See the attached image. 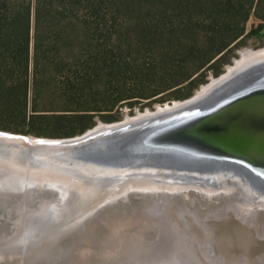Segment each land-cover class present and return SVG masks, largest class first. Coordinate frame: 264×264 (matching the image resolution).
Instances as JSON below:
<instances>
[{
	"label": "water",
	"instance_id": "95a60500",
	"mask_svg": "<svg viewBox=\"0 0 264 264\" xmlns=\"http://www.w3.org/2000/svg\"><path fill=\"white\" fill-rule=\"evenodd\" d=\"M237 65L196 98L79 136L0 130V260L56 264L82 252L85 227L104 206L123 217L134 202L177 200L162 189H128L137 182L190 186L202 199L197 187L231 183L237 199L264 210V52Z\"/></svg>",
	"mask_w": 264,
	"mask_h": 264
},
{
	"label": "trees",
	"instance_id": "16d2710c",
	"mask_svg": "<svg viewBox=\"0 0 264 264\" xmlns=\"http://www.w3.org/2000/svg\"><path fill=\"white\" fill-rule=\"evenodd\" d=\"M177 1L181 29L140 36L148 60L114 46L111 0H0V130L70 138L117 121L120 104L188 99L246 37L264 38V0Z\"/></svg>",
	"mask_w": 264,
	"mask_h": 264
},
{
	"label": "rangeland",
	"instance_id": "374dc122",
	"mask_svg": "<svg viewBox=\"0 0 264 264\" xmlns=\"http://www.w3.org/2000/svg\"><path fill=\"white\" fill-rule=\"evenodd\" d=\"M110 3L113 7L111 11H107L108 21L114 30L113 44L117 49L122 48L128 53L133 51L150 60L154 51L151 45L143 46L144 43L140 36L144 30L147 27L162 26L163 28L165 20L166 27L171 25L172 20L174 27L181 29L182 17L178 16L185 10L180 8L177 0H111ZM258 23L259 21L254 17L251 18L247 24V32ZM244 40L245 43L236 47L218 67L221 71L219 76L234 65L235 61L241 57L243 50L264 48V38L246 37ZM134 46L139 48L143 46V49L140 52V49ZM148 47L151 50H148ZM193 65L194 62H190L189 67ZM219 76L208 70L205 83L201 84L191 97L195 96L203 86L209 84L213 78ZM129 84L124 90L130 88ZM184 100L186 99H172L165 103L155 102L145 106L136 104L134 108L127 104H120L115 112V116L119 119L114 122L123 121L127 116L155 111L159 107ZM95 120L97 124L94 127L100 122L114 123L106 122L100 116H96ZM160 199H158L159 204H153L154 208L152 204L134 202L132 207L127 208V216L123 217L115 213V209L104 206L85 227L86 238L82 239L85 240L82 252L67 254L56 264H139L141 259L153 263V260L164 258L166 255L177 258L181 250H189V248L191 254L178 257L185 259L188 264H209V262H214L212 264H245L244 259L249 260L250 264H257L258 261L264 264V210L257 211L258 229L243 221L233 209L221 214L211 213L212 217H206L209 210L216 209L223 202H233V200L236 202V193L227 194L225 192L223 200L215 198L210 200L198 198L191 192L185 197L184 202L182 199L178 203L174 200L168 202L170 216L167 215L166 208L163 209L167 206L165 198ZM179 204H184L186 207L182 209L187 212L184 217L181 214L179 216V212L175 213V208L180 207ZM189 209L197 210L204 216L207 227L196 221ZM188 222L191 223V228L186 231ZM191 243L193 246L190 245ZM207 243L210 247L207 246L208 249H205ZM213 256L219 258L217 263L215 259L213 261ZM165 260L168 259L164 258ZM21 262L20 257L14 258L13 261L0 260V264H21Z\"/></svg>",
	"mask_w": 264,
	"mask_h": 264
},
{
	"label": "bare ground",
	"instance_id": "6f19581e",
	"mask_svg": "<svg viewBox=\"0 0 264 264\" xmlns=\"http://www.w3.org/2000/svg\"><path fill=\"white\" fill-rule=\"evenodd\" d=\"M262 52H264V48L263 49H259V50H255V51H252V50H250V49H245V50H243L242 52H241V57L239 58V59H237L236 60V65L237 64H240V63H243L246 59H247V57L249 56V57H252L254 54H257V53H262ZM238 66V65H237ZM237 66H234V65H232V66H230L229 68H228V70H229V72H231V70L233 69V67H237ZM228 74L229 73H227L226 74V72L224 73V74H222L220 77L221 78H217V79H215V78H213V80H212V82L211 83H209V84H207V85H205V86H203L202 87V89L203 90H201L202 92H206L207 90H209L213 85H215L218 81H220V80H222L223 78H225L226 76H228ZM201 92V93H202ZM198 94H199V91L197 92V95L196 96H193V97H197L198 96ZM179 103H181V102H176V105H179ZM134 186H136V187H134ZM137 187H142V188H147V189H162V190H166V191H169V192H171V194H173L174 196H176L177 197V199H179V201L182 199V201L184 202V200H185V197L186 196H188L189 194H190V191L188 190L189 189V187L187 186H183L182 187V185H177V184H175V183H167V182H137L136 184H133L130 188H128V189H137ZM211 186H209V188L208 187H203V186H201V187H197V189H199L198 191H200L201 193H200V195L201 196H203V197H208V199H221V200H223V193L221 192L222 191V189L223 190H225V192H227V194H229V193H232V192H234L235 191V193L237 194V196H240V192H239V190L238 189H235L236 187L233 185V184H231V183H229V184H225L224 186H222V187H219V188H210ZM222 188V189H221ZM125 190H127V188L125 187H123V188H120V189H118V192H117V194L119 195V194H123L124 193V191ZM188 190V191H187ZM114 194V193H113ZM113 196V195H112ZM112 196H110V197H112ZM245 196V195H244ZM107 199V198H106ZM161 200V199H160ZM236 200V199H235ZM175 201H177V203L179 202L178 200H176L175 199ZM225 201V200H224ZM155 204H159V203H154V205ZM164 204V203H163ZM168 204V202L166 201L165 202V205H167ZM154 205L152 204L151 206H153V208H154ZM257 204H255L254 202H252L249 198H247L246 196L242 199V197H240V198H238L237 199V202H232V201H225V202H223L219 207H217L216 209H212L210 212H213V213H216V214H221V213H223V212H226V211H228L229 209H233L236 213H237V215L243 220V221H245V222H247V223H250L252 226H255V227H258V225L256 224V219H257V206H256ZM258 205H260L261 207H264L263 205H261V204H258ZM179 206L180 207H178V209L177 208H175L176 210H175V213H178L179 214V216H180V214L182 215V217H184L185 215H187V212H185V211H183L182 209H184V208H186L185 206H184V204H179ZM166 208V210H167V212H168V205L166 206V207H164L163 209H165ZM151 210H152V208H150ZM163 209H161V211L163 210ZM224 210V211H223ZM191 213H192V215L193 216H195V218H196V221H198V222H200V223H203L206 227H207V225L205 224V221H204V216H201V214L200 213H198L197 211H195V210H191ZM190 214V213H189ZM168 216H170V213L168 212V214H167ZM213 216V215H212ZM212 216H209V215H207L206 217L207 218H209V217H212ZM181 218V217H180ZM188 220V219H187ZM189 221V220H188ZM175 222V221H174ZM173 225H174V223H173ZM175 226V225H174ZM177 226V225H176ZM177 227H179V226H177ZM190 228H191V223H189L188 222V225H187V227H186V231H188V230H190ZM177 229V228H176ZM258 229H259V227H258ZM264 229V228H263ZM262 229V230H263ZM261 230V229H260ZM264 231V230H263ZM205 244V243H204ZM209 243H207V245L204 247L205 249H208V247H210L209 245H208ZM190 245H192L193 246V244L191 243ZM208 246V247H207ZM191 247V246H190ZM191 251H190V248H189V250L188 249H183V250H181V252L179 253V255H178V257L180 256H184V255H189V254H191L190 253ZM207 252V251H206ZM175 258L174 256H169V255H166L164 258H166V259H168V260H165L164 261V258L162 257V258H158V260L156 259V260H153L154 262L152 263V264H188L186 261H185V259H182V258ZM214 258H213V261H214V259H215V261H216V263H217V261H219V260H217V259H219L218 257H216V256H213ZM170 259V260H169ZM181 259V260H180ZM244 262L245 263H249V260H245L244 259ZM190 263V262H189ZM212 263H214V262H212ZM212 263H210L209 262V264H212ZM258 263H260V262H258ZM203 264H205V263H203ZM261 264V263H260Z\"/></svg>",
	"mask_w": 264,
	"mask_h": 264
},
{
	"label": "flooded vegetation",
	"instance_id": "af4514ba",
	"mask_svg": "<svg viewBox=\"0 0 264 264\" xmlns=\"http://www.w3.org/2000/svg\"><path fill=\"white\" fill-rule=\"evenodd\" d=\"M177 200H179V199H177ZM174 201H175V200H174ZM189 210H191V209H189ZM195 211H197V210H195ZM197 212H198V211H197ZM198 213H199V212H198ZM208 213H209V214H208L209 216H212L211 213H213V212H210V211H209ZM201 216H202V215H201ZM204 218H205V217H204ZM204 221H205V220H204ZM258 262H259V261H258ZM244 263H245V262H244ZM245 264H246V263H245ZM247 264H250V263H247ZM257 264H260V263H257Z\"/></svg>",
	"mask_w": 264,
	"mask_h": 264
}]
</instances>
